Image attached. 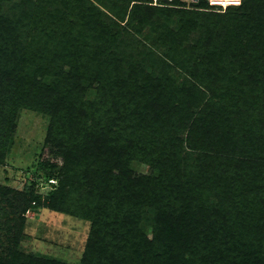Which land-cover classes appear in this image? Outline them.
<instances>
[{"label":"trees","instance_id":"trees-1","mask_svg":"<svg viewBox=\"0 0 264 264\" xmlns=\"http://www.w3.org/2000/svg\"><path fill=\"white\" fill-rule=\"evenodd\" d=\"M4 1L0 115L8 113L10 124L19 108L46 114L48 136H70L68 156L81 142V158L92 162L87 192L108 211L92 217L76 264H264L255 252L264 248V0H241L222 13L197 10L204 0L193 9L180 0H66L75 16L68 25L64 8L45 12L43 1L52 0H22L23 7L6 11ZM193 14L203 15L195 22L206 32L193 70L176 60L180 42L158 56L140 38L155 22L164 30L157 40L174 43L167 21ZM68 28L79 32L71 36ZM132 44L155 56L160 75L139 79V64L122 66ZM174 68L184 74L180 83L167 75ZM132 156L150 173L135 174ZM42 166V186L65 188L69 165ZM32 202L21 222L9 219L19 234ZM11 207L17 214L18 205ZM143 219L151 221L152 240ZM13 248L0 264L15 263ZM19 259L69 264L23 253Z\"/></svg>","mask_w":264,"mask_h":264},{"label":"rangeland","instance_id":"rangeland-1","mask_svg":"<svg viewBox=\"0 0 264 264\" xmlns=\"http://www.w3.org/2000/svg\"><path fill=\"white\" fill-rule=\"evenodd\" d=\"M52 1L48 5H45L43 1L42 5L46 9L45 12L49 14L56 9L64 8L65 13L61 15V20L64 25H68L69 18H75V16L67 12V1ZM180 1L186 8L191 9L195 8V4L198 2V0ZM204 1L207 6L197 10L220 13L226 10L227 6L210 5L208 0ZM13 3L23 7L22 0H6L2 2L3 10L6 11V7ZM145 3L162 4L159 0H146ZM206 14H208V18L211 16L210 13ZM197 16L200 18H196ZM202 16L199 14H193L192 17L188 18L175 16L171 22L167 21L172 32H168L169 30L166 29L168 32L166 35H172V37L176 35L174 43L163 45L157 40L164 30L162 31V28L157 26L155 22L150 23L152 25L150 31L146 26L142 29L140 38L147 43V46H151L153 53L158 56H164L165 52H168L169 46H177L175 42H180V54L176 55V60L185 68L193 70L203 54L202 49H198V44L203 43L206 38L205 30L201 26L198 27L200 22H195L199 21ZM152 20L159 21L154 18ZM45 21L47 22V18ZM216 29L211 37L212 42L217 33ZM65 32H70L71 36H74L79 30L78 28H68ZM25 35L28 36L29 33ZM207 38H209L208 35ZM132 46L136 49L124 46L126 49L124 59L126 60L122 66L130 67V65L139 64L137 67L139 79L144 74L149 77H156L162 73V69H159V65L156 64L155 56H149L146 50L143 51L141 46L137 47V44H132ZM64 61L65 59L61 62L64 63ZM167 75L177 83L184 79V74L176 68L167 70ZM258 75L261 74L258 73ZM86 112L90 114L91 111L88 109ZM8 117V113L5 112L4 115H0V144L4 145L3 148L0 146V153H3V157H0V257L5 256L7 251L14 246L11 251H16L13 254L15 255V261L12 262H15L14 264H22V259H19L20 253L76 264L80 261L85 249L94 214L100 213L108 217V211L103 209L102 205L96 204L95 192L88 194L86 189L88 185L87 176L92 174V162L81 158L83 149L79 146L81 142L78 140H76L79 142L76 144L77 147L72 150V155L68 156L71 152L68 148H71L72 145L68 134L56 133V137L48 136L50 118L46 114L29 108H19L10 124H8ZM8 125H14V127L9 129ZM74 152L77 153L75 159ZM65 156L68 158L66 159ZM70 157H73L72 163L66 162L70 160ZM45 163H53L57 169L62 168L64 164L69 165L67 184L61 191H56V188L48 184L42 186L45 184L44 173L46 172L42 164ZM130 167L135 174H148L151 171L146 162L135 160L133 156ZM155 172L156 170H153L154 174ZM57 182L59 183V181ZM57 186L59 185L57 184ZM57 189L59 188L57 187ZM33 199L35 202H32ZM25 202H32L34 207L24 211L26 223L23 224L22 232L19 234L16 229L12 228L13 223L9 219L16 218L17 223L22 221L21 209L23 210ZM11 204L18 205L17 214L11 213V210L14 209ZM141 215L144 218L150 217L146 212H141ZM140 222L144 223L142 229L147 238L152 240L151 221L146 223L143 219ZM7 228H12L10 233L7 232ZM159 247H161L159 251L162 252L164 246ZM255 252L264 262V248Z\"/></svg>","mask_w":264,"mask_h":264},{"label":"built area","instance_id":"built-area-1","mask_svg":"<svg viewBox=\"0 0 264 264\" xmlns=\"http://www.w3.org/2000/svg\"><path fill=\"white\" fill-rule=\"evenodd\" d=\"M208 1L210 5H221L225 7L228 5H238L241 0H208Z\"/></svg>","mask_w":264,"mask_h":264}]
</instances>
